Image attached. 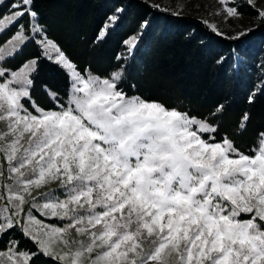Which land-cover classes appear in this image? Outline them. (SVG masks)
Masks as SVG:
<instances>
[{"label":"snow or ice","instance_id":"1","mask_svg":"<svg viewBox=\"0 0 264 264\" xmlns=\"http://www.w3.org/2000/svg\"><path fill=\"white\" fill-rule=\"evenodd\" d=\"M220 2L228 16H239L228 6L234 0ZM5 5L0 241L18 231L36 251L9 239L0 264H35L40 255L53 264H264V131L252 155L241 153L226 136L216 140L218 125L208 117L128 96L123 67L104 78L80 70L51 38L38 0H0ZM257 14L264 23V8ZM137 42L125 41L129 53ZM42 61L70 83L66 102L46 89L53 109L32 100ZM257 90L264 94V82ZM52 183L59 189L34 195Z\"/></svg>","mask_w":264,"mask_h":264},{"label":"trees","instance_id":"2","mask_svg":"<svg viewBox=\"0 0 264 264\" xmlns=\"http://www.w3.org/2000/svg\"><path fill=\"white\" fill-rule=\"evenodd\" d=\"M234 3L239 14L258 15L246 0ZM38 8L51 38L80 70L104 77L123 67L120 87L125 93L208 117L218 125L217 141L226 136L239 152L252 155L257 133L264 131V94L257 90L264 82L261 21L239 39H228L188 15L178 17L138 0H38ZM7 11V5L0 8V12ZM113 16L118 19L109 24ZM106 24L107 35L98 39ZM133 36L138 42L129 53L125 41ZM33 52L29 49L27 55ZM122 54L128 58L118 60ZM69 84L61 68L42 61L31 95L36 104L50 109L56 103L46 89L64 102ZM221 105L223 111L213 116ZM245 114L249 119L242 128ZM9 239L19 240L21 249L36 251L18 231L0 241V249ZM34 260L35 264H53L43 255Z\"/></svg>","mask_w":264,"mask_h":264},{"label":"rangeland","instance_id":"3","mask_svg":"<svg viewBox=\"0 0 264 264\" xmlns=\"http://www.w3.org/2000/svg\"><path fill=\"white\" fill-rule=\"evenodd\" d=\"M143 1L148 3V5L159 8L160 10H163L165 12L196 17L199 20H201L203 24L207 26L216 35H219L221 37L228 38V39L236 37L238 33L244 32L245 30H249V29L251 30L252 28L256 27L260 22L258 15L254 17H249V16H245L242 14H239V16H228L224 10L225 6L221 4L220 0H143ZM239 1L242 2V0H239ZM255 5H256L255 6L256 10L264 8V0H255ZM228 6L235 7V3L230 4ZM9 11H11L10 8H9ZM9 11H7L5 14H7ZM102 30L100 32V35L102 34ZM91 73L94 75H97L93 72ZM108 76H104V77H108ZM69 90H70V84H69L68 92ZM128 96L139 97L134 94H131ZM67 99L68 97L65 98L64 102H66ZM32 100L36 104L33 98ZM54 102L56 103V101ZM147 102H152V101H147ZM38 106L40 108H43L40 105ZM25 107H28L29 110H31V105L27 101H25ZM53 108H50V109H53ZM6 127L7 126L5 122L0 121V132L6 131ZM4 167L7 168L6 163L4 164ZM52 189H59L58 183H52L48 185L47 187L39 189L37 190V192L34 193V195L38 194L39 192H47ZM45 223L56 224L57 226H63V222H58L54 219H48L45 221ZM12 240H16V239H12ZM0 250H3V249H0ZM23 250H27V249H23Z\"/></svg>","mask_w":264,"mask_h":264},{"label":"water","instance_id":"4","mask_svg":"<svg viewBox=\"0 0 264 264\" xmlns=\"http://www.w3.org/2000/svg\"><path fill=\"white\" fill-rule=\"evenodd\" d=\"M139 2H142V3H144V4H146L147 6H149L150 7V5H148V3H146L145 1H143V0H138ZM190 18H193V19H195L196 21H198V22H200V23H202L203 24V22L201 21V20H199L198 18H195V17H191L190 16ZM264 24V23H263Z\"/></svg>","mask_w":264,"mask_h":264}]
</instances>
